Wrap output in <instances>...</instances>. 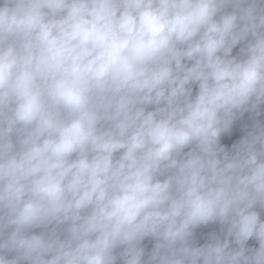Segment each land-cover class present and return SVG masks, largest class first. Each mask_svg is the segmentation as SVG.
Instances as JSON below:
<instances>
[{"label": "clouds", "instance_id": "obj_1", "mask_svg": "<svg viewBox=\"0 0 264 264\" xmlns=\"http://www.w3.org/2000/svg\"><path fill=\"white\" fill-rule=\"evenodd\" d=\"M0 264H264V0H0Z\"/></svg>", "mask_w": 264, "mask_h": 264}]
</instances>
